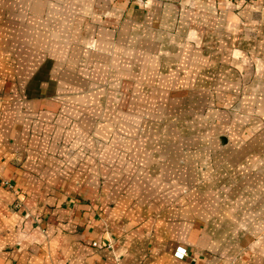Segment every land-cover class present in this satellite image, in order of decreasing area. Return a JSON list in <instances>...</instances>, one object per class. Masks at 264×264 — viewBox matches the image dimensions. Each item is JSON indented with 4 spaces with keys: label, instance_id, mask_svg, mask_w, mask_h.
<instances>
[{
    "label": "crops",
    "instance_id": "1",
    "mask_svg": "<svg viewBox=\"0 0 264 264\" xmlns=\"http://www.w3.org/2000/svg\"><path fill=\"white\" fill-rule=\"evenodd\" d=\"M0 264H264V0H0Z\"/></svg>",
    "mask_w": 264,
    "mask_h": 264
},
{
    "label": "built area",
    "instance_id": "2",
    "mask_svg": "<svg viewBox=\"0 0 264 264\" xmlns=\"http://www.w3.org/2000/svg\"><path fill=\"white\" fill-rule=\"evenodd\" d=\"M6 184H7L9 187H11V183H9V182H6Z\"/></svg>",
    "mask_w": 264,
    "mask_h": 264
}]
</instances>
